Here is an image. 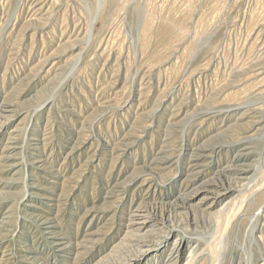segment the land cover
<instances>
[{
  "label": "rangeland",
  "instance_id": "374dc122",
  "mask_svg": "<svg viewBox=\"0 0 264 264\" xmlns=\"http://www.w3.org/2000/svg\"><path fill=\"white\" fill-rule=\"evenodd\" d=\"M263 20L264 0H0V108L11 105L0 119V264L120 260L140 204L180 225L134 264H173L177 246L182 264L194 248L188 264H212L219 249L205 224L223 204L192 201L182 215L162 205L183 193L199 149V182L235 156H263L264 83L231 110L218 93L264 77ZM258 121V139L238 143ZM263 190L232 210L222 264H264Z\"/></svg>",
  "mask_w": 264,
  "mask_h": 264
},
{
  "label": "bare ground",
  "instance_id": "6f19581e",
  "mask_svg": "<svg viewBox=\"0 0 264 264\" xmlns=\"http://www.w3.org/2000/svg\"><path fill=\"white\" fill-rule=\"evenodd\" d=\"M55 1V0H54ZM214 1V0H213ZM217 1V0H216ZM219 1V0H218ZM61 2V1H60ZM65 2V1H64ZM223 2V1H222ZM255 2V1H254ZM211 3V2H210ZM215 3V2H214ZM218 3V2H217ZM221 3V1H220ZM219 3V4H220ZM189 4V3H188ZM259 3H256L255 5H258ZM191 5V4H190ZM211 5V4H209ZM212 6H216V5H212ZM173 8V7H172ZM214 8V7H213ZM216 8V7H215ZM214 8V9H215ZM256 10L261 9L260 6ZM22 9V8H21ZM71 9V8H70ZM174 9V8H173ZM41 10V9H39ZM38 10V12H39ZM218 12V11H217ZM257 12V11H256ZM256 12L253 15V19H250V26L248 28H250V32L253 31L254 27H257V23H258V18H256ZM252 13V12H251ZM252 13V14H253ZM174 14V13H173ZM217 14V13H216ZM52 15V14H50ZM260 15V14H258ZM251 16V15H250ZM249 16V18H250ZM261 16V15H260ZM168 17V16H167ZM173 17V16H172ZM177 17V16H176ZM48 18V17H47ZM171 18V17H170ZM258 19V20H257ZM263 19V18H262ZM261 20V19H260ZM8 21V20H7ZM172 21V20H171ZM262 21V20H261ZM264 21V20H263ZM262 24V23H260ZM264 24V23H263ZM259 25V23H258ZM76 26V25H75ZM264 30V29H263ZM4 31V30H3ZM249 31V29H248ZM262 30L259 31V34L261 33ZM88 32V31H87ZM253 33V32H252ZM251 33V34H252ZM50 34V33H49ZM250 34V33H248ZM256 34V33H255ZM257 36V35H256ZM255 36V37H256ZM258 37V36H257ZM256 37V38H257ZM255 39H253L254 41ZM260 40V39H258ZM258 40H256L258 42ZM108 41V40H107ZM247 42V41H246ZM255 42V41H254ZM50 43V42H49ZM237 43V42H235ZM256 43V42H255ZM254 43V44H255ZM264 42H262L263 45ZM239 44V43H238ZM249 45L250 47H254L256 45ZM258 44V43H256ZM262 45H260L261 47H263ZM244 46V45H243ZM250 49V48H249ZM256 49V48H255ZM262 49V48H261ZM122 51V50H121ZM240 51V50H239ZM250 52L248 53H253V50L251 52V50H249ZM255 51V50H254ZM258 51V50H257ZM247 52V51H246ZM261 51H259V55ZM257 53V52H256ZM130 54V53H129ZM233 54V53H232ZM247 55V54H246ZM249 56V55H247ZM258 56V55H257ZM238 57V56H237ZM243 57V56H242ZM251 57V55H250ZM249 58V60H251V58ZM264 57V55L262 56ZM260 57V58H262ZM255 58V55H254ZM238 59V58H237ZM256 59V58H255ZM259 59V57H257V60ZM240 60V59H239ZM247 60V58H246ZM245 60V61H246ZM262 60V59H260ZM258 60V61H260ZM208 61V60H207ZM248 61V60H247ZM252 61V60H251ZM244 62V61H243ZM250 62V61H249ZM256 60L253 62L255 63ZM92 63V62H91ZM125 63V62H124ZM237 63V62H236ZM234 63V64H236ZM245 63V62H244ZM247 63V62H246ZM263 62H259V64H261ZM233 64V65H234ZM252 64V62L250 63ZM258 64V66H259ZM231 65V64H230ZM237 65V64H236ZM248 66V64H244L245 66ZM253 65V64H252ZM255 65V64H254ZM257 65V64H256ZM116 66V65H115ZM225 66V65H224ZM242 64H240L239 67H241ZM243 67V66H242ZM262 67V66H259ZM252 68V67H251ZM258 68V67H257ZM233 69V68H232ZM235 69V68H234ZM244 69V68H243ZM248 69V68H247ZM225 70V69H224ZM254 70V69H253ZM255 70H257L255 68ZM128 71V70H127ZM240 72L242 70H239ZM238 71V72H239ZM258 71H260V69H258ZM264 71V69L262 70ZM237 72V71H236ZM261 72V71H260ZM114 73V72H113ZM235 73V72H234ZM192 74V72H191ZM231 74V73H230ZM244 74V73H243ZM242 74V75H243ZM250 74V73H249ZM254 75L255 72L253 73ZM252 74V75H253ZM264 74V73H263ZM112 75V74H111ZM239 75V74H238ZM242 75H241V79H242ZM251 75V74H250ZM211 76V75H210ZM232 76V75H231ZM132 77V76H131ZM141 77V76H140ZM230 77V76H229ZM246 77V76H245ZM255 78L250 80V81H246V83L244 82L245 80H243V82L245 84H243L244 87L239 88L238 86H236L237 84L239 85L240 80L238 82L235 83V80L230 82L229 84H225V87H222L220 90L218 91L219 95L225 96L223 97V103H229L230 107L229 109L231 110L234 107H239L242 106V104H244L246 101L244 97V95H246L247 93H249L250 91H252L251 89L254 87H257L258 85H260L261 83H264V77L260 78L261 76L259 75V72L256 76H254ZM250 78H252L250 76ZM260 78V79H259ZM239 79V78H238ZM244 79H248L247 77ZM226 80V79H225ZM229 81V79H228ZM133 83V82H132ZM144 83V82H143ZM228 83V82H227ZM62 84V83H61ZM73 84V83H72ZM186 84V83H185ZM222 83L220 82V85ZM264 85V84H263ZM220 87V86H219ZM227 87V88H226ZM229 90L231 92H229L228 94L225 93V91L223 90ZM3 89V88H2ZM207 89V88H206ZM249 91V92H248ZM259 95H263L264 94V89L258 90ZM257 92V91H256ZM104 93V92H103ZM258 95V93H255ZM221 96V97H222ZM249 97V94L248 96ZM256 97V96H255ZM205 99V98H204ZM248 99V98H247ZM251 99V98H250ZM254 99V98H253ZM172 101V100H171ZM245 101V102H244ZM258 101V100H257ZM261 101V100H260ZM259 102V101H258ZM203 103V102H202ZM219 103V102H218ZM215 103V104H218ZM4 104V102H3ZM7 104V103H6ZM2 105L0 108V119H4L3 113H8L10 110L9 106L11 105ZM220 105V104H218ZM215 105H211V107H214ZM99 107V106H98ZM207 107V106H206ZM263 106L260 104L259 107H257V110H261ZM117 109V108H116ZM208 109V107H207ZM206 109V110H207ZM228 109V108H227ZM263 109V108H262ZM142 110V109H141ZM226 111V108H220V109H216V110H211L208 111V113H217V114H213V118L214 117H220L221 113ZM229 111V110H227ZM249 112V111H248ZM207 113V111H206ZM207 113V114H208ZM104 114V113H103ZM203 114V112H202ZM205 114V111H204ZM231 116V115H230ZM256 116V115H255ZM136 117V116H135ZM183 117V116H182ZM199 122V121H198ZM0 124H3L2 122H0ZM191 124V123H190ZM261 124V122H257L255 123L253 126H251V128H247V130L244 133L243 138L241 137L238 140V143L240 142H244V141H248V140H256L258 139V134L261 131V128L259 127ZM210 126V125H209ZM1 128V127H0ZM27 128V127H26ZM246 129V128H245ZM77 130V129H76ZM223 130V129H222ZM264 132V130H263ZM262 132V133H263ZM1 133V131H0ZM261 133V134H262ZM264 134V133H263ZM140 135V134H139ZM142 135V134H141ZM260 140V139H259ZM244 144V143H243ZM245 145V144H244ZM15 146V145H13ZM203 148V147H202ZM14 149V148H12ZM167 149V148H166ZM220 149V148H219ZM264 149V148H263ZM203 150V149H202ZM249 149L245 148V151H247ZM190 151V150H189ZM198 153H195L192 155L193 158V164L190 167V172L193 171L195 172L194 174L188 175V177L184 180L183 183V193H178V195L176 194H172L170 193L167 196V200L169 201L167 204H164L162 206H166L169 209H172L174 211L178 210V214L182 215L183 214V210L181 209H186V207H189V203L192 201H196L198 200V203L203 206L206 203H211L208 205L207 209L208 211H211L213 208H216L219 205H222V209L220 210L219 215L217 216L218 220H213L211 222H207V224H205V227H207L208 229L212 228V238H213V242H215L218 247L217 249H219L217 251V255H215L214 260L212 262V264H222V253L224 248H226V235H227V230H228V225L230 224L231 220H232V210H242L246 200L252 196L254 193L258 192L259 190H261V188H264V180L261 183V179L264 177V174L262 176L261 179H259V172L261 174V171H264V154L263 156H261L260 160H258V164L254 165V164H249L244 163L240 160L239 157L235 156L233 158H231L230 160L226 161V164L224 167H222L221 169H219L218 171H214L212 173V177L209 179H204L201 182H199V180L201 179V177L203 176V173L201 171V168L207 167L205 165H201L203 159H205L206 155H203V152L200 153V149L198 150ZM264 151V150H263ZM246 156H248V158L251 156L252 157V153L245 152ZM251 157L249 159H251ZM247 158V159H248ZM243 159V158H242ZM248 159V160H249ZM171 163V162H170ZM169 164V163H168ZM220 168V167H219ZM187 170V169H186ZM203 170V169H202ZM252 170L254 171V174L251 176L250 173L252 172ZM209 171V170H208ZM211 172V171H210ZM206 173V172H205ZM189 174V173H188ZM235 177L234 179L230 178V177ZM190 177H192L193 179L190 180ZM148 178V177H147ZM259 179V180H258ZM254 189L255 190L252 193H249L250 189ZM182 190V189H181ZM181 192V191H180ZM264 190L262 191V196L261 199L264 197ZM260 196V195H259ZM259 198V197H258ZM264 199V198H263ZM258 200V199H257ZM261 201L258 202V204ZM263 204V203H262ZM247 205V204H246ZM163 208V207H162ZM162 208H158L156 207V205L153 207V205H139L138 207H136V209H134V213L132 214L131 218H130V223L127 227V233L125 235V240L128 241L127 243H129V247L127 245V251L125 254V257L121 258L120 260H114V261H110V262H105V263H97V264H134L137 261H140L141 259H145L146 257H148V255H150V253L152 251L155 250V248L157 246H162V244L164 243V241L167 239V237L169 236V234L174 231V229L178 226H176L174 222H172L169 218L165 217L166 213H163ZM264 208V206L262 208H259V211L257 212V214L255 215H260L262 212V209ZM165 209V208H164ZM235 210V212H236ZM180 211V212H179ZM234 215V214H233ZM248 215V214H247ZM246 215V216H247ZM170 217V216H169ZM250 218V217H248ZM259 219V218H258ZM183 220H185L186 223H188L189 225H192L194 227H198L200 225V222L198 220L195 219H189V218H183ZM251 220V219H249ZM244 221V220H243ZM202 222V221H201ZM201 226V225H200ZM183 231H185L184 227H181ZM206 228V229H207ZM253 228V227H252ZM195 229V228H194ZM199 229V228H197ZM177 230V229H176ZM188 231V230H187ZM211 231V230H210ZM263 232V228L261 230ZM196 232V230L194 231ZM50 234V233H49ZM193 239L194 242L197 241V239L199 237L192 236L191 237ZM201 238V237H200ZM51 240V239H50ZM55 240V239H54ZM200 240V239H199ZM56 242V240L54 241ZM54 242H52L54 244ZM232 244V243H231ZM55 246L58 248L57 251L60 252H65L66 247L64 246V243H60V242H56ZM126 248V246H125ZM208 248V247H207ZM206 248V249H207ZM121 249V248H120ZM196 248H194L193 251H191L192 253H190V255L188 257H190L191 259L189 261H187L188 263H190L191 261H194V259L196 258ZM232 249V247H231ZM225 252V251H224ZM184 252L182 250L179 249V247L177 246V249L173 252V254L171 253L169 255L168 258L170 259H176V262L173 264H182V260L184 259ZM116 255V254H115ZM228 255V254H227ZM117 257V256H116ZM110 259V258H109ZM169 259V260H170ZM105 261V260H104ZM103 261V262H104ZM230 261V260H229ZM170 262V261H169ZM187 263V264H188ZM228 264V263H227Z\"/></svg>",
  "mask_w": 264,
  "mask_h": 264
}]
</instances>
